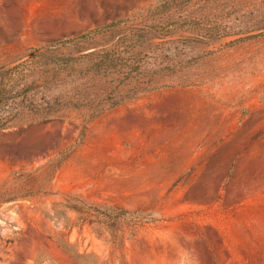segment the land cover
<instances>
[{
  "label": "rangeland",
  "instance_id": "rangeland-1",
  "mask_svg": "<svg viewBox=\"0 0 264 264\" xmlns=\"http://www.w3.org/2000/svg\"><path fill=\"white\" fill-rule=\"evenodd\" d=\"M0 264H264V0H0Z\"/></svg>",
  "mask_w": 264,
  "mask_h": 264
},
{
  "label": "trees",
  "instance_id": "trees-1",
  "mask_svg": "<svg viewBox=\"0 0 264 264\" xmlns=\"http://www.w3.org/2000/svg\"><path fill=\"white\" fill-rule=\"evenodd\" d=\"M100 32V30H96L94 33L98 34ZM86 36H82L81 40L84 39ZM72 40H68V42L66 43H71ZM81 59H88V58H95L94 61H96V66H98L99 68H103V69H108V68H114L115 64L119 62L120 60H122L118 54L113 53L112 52H108V51H101L95 54H86L85 56L80 57ZM61 60H63V62H70L71 58L69 57H63Z\"/></svg>",
  "mask_w": 264,
  "mask_h": 264
}]
</instances>
